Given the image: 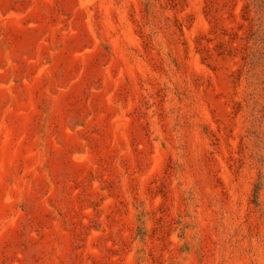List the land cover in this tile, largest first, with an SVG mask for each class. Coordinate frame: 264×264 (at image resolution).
Returning <instances> with one entry per match:
<instances>
[{
    "label": "rangeland",
    "instance_id": "obj_1",
    "mask_svg": "<svg viewBox=\"0 0 264 264\" xmlns=\"http://www.w3.org/2000/svg\"><path fill=\"white\" fill-rule=\"evenodd\" d=\"M0 264H264V0H0Z\"/></svg>",
    "mask_w": 264,
    "mask_h": 264
}]
</instances>
